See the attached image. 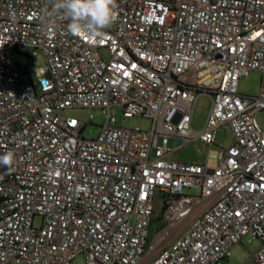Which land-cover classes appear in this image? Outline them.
Segmentation results:
<instances>
[{"label":"built area","instance_id":"1","mask_svg":"<svg viewBox=\"0 0 264 264\" xmlns=\"http://www.w3.org/2000/svg\"><path fill=\"white\" fill-rule=\"evenodd\" d=\"M116 4L103 34L76 37L50 0H0V155L14 156L0 166V264H223L246 236L262 242L248 264H264V0ZM39 53L40 72L15 60ZM253 70L259 94L243 95ZM117 107L151 128L116 125ZM70 109L107 114L96 138ZM226 125L233 144L204 163L168 159L184 142L210 149Z\"/></svg>","mask_w":264,"mask_h":264},{"label":"rangeland","instance_id":"2","mask_svg":"<svg viewBox=\"0 0 264 264\" xmlns=\"http://www.w3.org/2000/svg\"><path fill=\"white\" fill-rule=\"evenodd\" d=\"M15 60L30 73L35 70L40 72L46 65L45 57L42 53L35 56L30 54V56H26L23 59L20 58V55H16ZM261 79L262 73L257 70L251 71L248 76H242L239 82L240 93L247 96H257L260 90ZM211 108V98L207 95L200 96L194 111V129L201 130L204 127ZM113 112L115 113L116 125L118 126L128 129L140 127L146 130L150 129L152 126V121L150 119L144 117H125L122 109L119 107L113 109ZM67 114L87 122L85 130L88 138H96L99 133L100 125L107 121V114L100 109H70L67 111ZM91 115H93L92 122L90 121ZM257 119L259 123L264 126V114H258ZM234 139L231 129L226 125L217 130V144L213 145L210 149L205 143L199 140L184 142L180 148L174 150L168 156V159L182 163H204L209 150H221L220 145L227 148L233 144ZM185 193L194 194L196 192L193 190H185ZM156 212H161L158 204L156 205ZM157 233L159 232H156L155 228L151 229V236L148 241L149 244L154 240ZM261 248L262 242L260 240H251L250 236H246L242 239L241 243L236 244L232 248L230 258L223 264H248L251 256L256 254ZM72 264H84V257L79 255L74 259Z\"/></svg>","mask_w":264,"mask_h":264},{"label":"clouds","instance_id":"3","mask_svg":"<svg viewBox=\"0 0 264 264\" xmlns=\"http://www.w3.org/2000/svg\"><path fill=\"white\" fill-rule=\"evenodd\" d=\"M50 4L68 21L66 32L71 36L101 35L117 19L116 0H50ZM13 160V153L6 152L0 155V166L10 167Z\"/></svg>","mask_w":264,"mask_h":264},{"label":"trees","instance_id":"4","mask_svg":"<svg viewBox=\"0 0 264 264\" xmlns=\"http://www.w3.org/2000/svg\"><path fill=\"white\" fill-rule=\"evenodd\" d=\"M163 216H164V214L162 211L159 213L155 212V217H154L153 222L151 224V229L155 228L156 232H159L165 226Z\"/></svg>","mask_w":264,"mask_h":264}]
</instances>
